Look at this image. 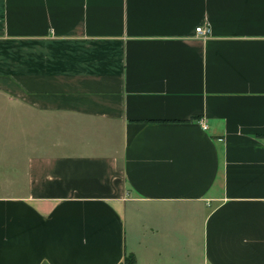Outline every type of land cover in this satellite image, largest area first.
Instances as JSON below:
<instances>
[{"label": "crops", "instance_id": "0c3cea01", "mask_svg": "<svg viewBox=\"0 0 264 264\" xmlns=\"http://www.w3.org/2000/svg\"><path fill=\"white\" fill-rule=\"evenodd\" d=\"M0 179V264H264V0H0Z\"/></svg>", "mask_w": 264, "mask_h": 264}, {"label": "built area", "instance_id": "2783aa9c", "mask_svg": "<svg viewBox=\"0 0 264 264\" xmlns=\"http://www.w3.org/2000/svg\"><path fill=\"white\" fill-rule=\"evenodd\" d=\"M196 32H197V34H199L202 37H207L208 34H209V30L208 29H203L202 27L197 28ZM201 125H202V128L204 130H207L208 126H207V124L204 121H201Z\"/></svg>", "mask_w": 264, "mask_h": 264}, {"label": "rangeland", "instance_id": "374dc122", "mask_svg": "<svg viewBox=\"0 0 264 264\" xmlns=\"http://www.w3.org/2000/svg\"><path fill=\"white\" fill-rule=\"evenodd\" d=\"M10 180H1L0 179V194L4 193L5 189L9 188L11 185Z\"/></svg>", "mask_w": 264, "mask_h": 264}, {"label": "trees", "instance_id": "16d2710c", "mask_svg": "<svg viewBox=\"0 0 264 264\" xmlns=\"http://www.w3.org/2000/svg\"><path fill=\"white\" fill-rule=\"evenodd\" d=\"M123 264H137L136 258L134 255L127 256Z\"/></svg>", "mask_w": 264, "mask_h": 264}]
</instances>
